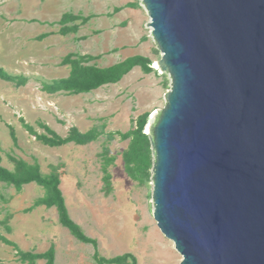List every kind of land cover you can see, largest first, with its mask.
<instances>
[{"label": "rangeland", "instance_id": "obj_1", "mask_svg": "<svg viewBox=\"0 0 264 264\" xmlns=\"http://www.w3.org/2000/svg\"><path fill=\"white\" fill-rule=\"evenodd\" d=\"M66 12L91 19L77 33L63 35L58 33V21ZM149 21L141 0H0V68L30 79L19 87L0 79V164L13 169L10 155L37 162L42 174L49 173L48 165H61L60 190L68 213L96 241L95 247L76 239L59 223L54 206L25 212L44 195L40 185L30 182L17 192L0 182V221L9 216V231L0 224V236L19 250L43 253L52 245L55 264H99L95 250L104 258L130 254L136 264H180L182 256L153 217L152 167L144 179H132L124 171L121 153L128 141L106 142L101 136L87 144L50 147L35 140L22 123L38 134L43 132L38 123H43L64 137L70 126L81 132L94 126L124 132L137 116L148 113L142 130L148 135L146 126L165 106L170 89L169 75L154 67L161 53ZM40 35L46 36L37 38ZM68 53L100 55L95 61L100 67L142 55L150 59L153 72L144 73L136 66L119 82L87 93L42 92L41 83L67 77L69 66L60 61ZM104 147L111 158L108 193L101 172ZM0 262L25 264L16 260L13 247L1 241ZM35 264L45 261L38 259Z\"/></svg>", "mask_w": 264, "mask_h": 264}, {"label": "water", "instance_id": "obj_2", "mask_svg": "<svg viewBox=\"0 0 264 264\" xmlns=\"http://www.w3.org/2000/svg\"><path fill=\"white\" fill-rule=\"evenodd\" d=\"M169 75L153 217L180 264H264V0H141Z\"/></svg>", "mask_w": 264, "mask_h": 264}, {"label": "trees", "instance_id": "obj_3", "mask_svg": "<svg viewBox=\"0 0 264 264\" xmlns=\"http://www.w3.org/2000/svg\"><path fill=\"white\" fill-rule=\"evenodd\" d=\"M116 11L118 9H115ZM91 19L90 15L84 16L81 14H74L70 12L64 13L58 23L61 25L58 33L66 35L69 33H77L79 26L87 23ZM46 35H40L39 39ZM83 38V37H81ZM100 58V55L91 54H76L68 53L60 61L61 65L69 66V73L67 77L55 80L51 83H41L40 90L49 94L65 92L67 94L87 93L97 88L119 82L124 75L130 72L134 67L139 66L144 73H151L153 69L150 67V59L142 55H134L125 58L124 60L112 64L110 66L100 67L95 61ZM0 79L11 82L17 87L28 83L29 78L21 75H11L0 68ZM148 113H142L134 120V125L122 132L105 131L103 128L92 127L86 132H81L76 126L68 128L67 135L59 136L46 124L38 123L40 129L43 130L38 134L31 126L23 122L26 131L34 136L35 140L44 145L53 147L60 146L69 142L75 144H87L97 140L101 136L106 142H111L115 138L120 141H128L126 149L121 153L123 161V168L126 174L132 179L148 178L150 169L153 165V154L149 136L142 132L146 122ZM11 136L15 139L13 131ZM102 159V182L104 189L108 193L111 190L110 174L108 173V166L110 165V157L108 150L104 147L100 153ZM13 163V169L9 170L0 164V182L8 186H13L19 192L24 184L35 182L44 189V195L36 199L33 205L25 212L40 205L46 207L54 206L57 210L58 221L79 241L89 243L96 247V241L84 234L78 224H76L70 217L67 207L65 205L64 197L60 190V169L61 165H48L49 173L42 174L40 166L37 162L29 163L22 158L14 156L8 157ZM9 216L0 221L9 231L8 226ZM0 241L14 248L16 260L25 264H35L36 260L43 259L45 264H55L54 247L51 245L48 250L43 253H32L21 251L17 246L7 238L0 236ZM93 257L99 264H136V259L130 254H124L112 258L100 257L95 250ZM0 264H3L0 262Z\"/></svg>", "mask_w": 264, "mask_h": 264}, {"label": "bare ground", "instance_id": "obj_4", "mask_svg": "<svg viewBox=\"0 0 264 264\" xmlns=\"http://www.w3.org/2000/svg\"><path fill=\"white\" fill-rule=\"evenodd\" d=\"M154 67L157 68V69H160L159 63L158 62H154ZM146 131H149V125L146 126Z\"/></svg>", "mask_w": 264, "mask_h": 264}]
</instances>
